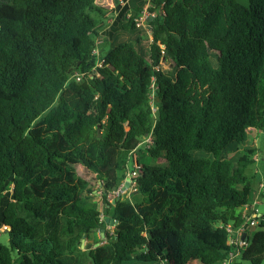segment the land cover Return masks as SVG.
Masks as SVG:
<instances>
[{
	"label": "trees",
	"instance_id": "trees-1",
	"mask_svg": "<svg viewBox=\"0 0 264 264\" xmlns=\"http://www.w3.org/2000/svg\"><path fill=\"white\" fill-rule=\"evenodd\" d=\"M147 8L149 31L135 6L121 27L137 34L98 48V0H0V264H224L228 226L247 229L264 0ZM73 163L94 172L105 213L80 202L93 184ZM133 170L140 197L112 202ZM253 218L234 264H264Z\"/></svg>",
	"mask_w": 264,
	"mask_h": 264
},
{
	"label": "rangeland",
	"instance_id": "rangeland-1",
	"mask_svg": "<svg viewBox=\"0 0 264 264\" xmlns=\"http://www.w3.org/2000/svg\"><path fill=\"white\" fill-rule=\"evenodd\" d=\"M108 2H110V8L112 6V4H114L113 0H107ZM118 1V0H117ZM125 7L123 6L122 8L117 9V13L114 16V13H112V11L114 10L113 8H111V15L113 20L111 23V26L113 27V30L118 31L117 33V38H133L137 33L133 32L130 29H125V28H120L119 29V16L126 11V9L130 10L131 12L134 11L133 7L135 6H142V8L146 5V3L148 2V0H125ZM239 2H241L242 4H248V0H238ZM127 5V6H126ZM109 6V5H108ZM113 7V6H112ZM110 31H101L100 32V37L104 38V37H108V35L110 34ZM106 34V35H105ZM145 39H143L142 44L147 47V42L144 41ZM101 41H98V43H100ZM103 42V41H102ZM105 42V41H104ZM107 43H105V45L103 47H107ZM100 45H98L99 48ZM160 66L164 69V70H168L170 69V63L167 60H163L160 62ZM257 132V133H256ZM256 134V136L254 135ZM250 137H254L253 138V145L256 147L257 152L254 156L255 161L253 163H251L250 165H248V167L246 168V172L249 175H253V183L256 186L257 191L255 192V195L252 196V205L249 206L248 210H246L245 212H249L248 215L246 216V221L248 222V226L247 229L245 228V224L246 223H241L238 227L236 228H231L233 235L236 239V242L233 243V248H232V252L230 253L231 259H230V264H234L237 261H240L239 256H240V251L242 249L243 246H245L246 244V233H254L257 229L256 226V221L254 223H251L252 220H256L254 219L252 216V214L255 212V210L257 211L256 214H261L264 213V199H262V197L259 195L258 189L259 187L262 186V182L264 180V130L261 129H253L252 132H250ZM73 168L77 171V173L79 175H81L82 177L86 178V179H90L92 180V184H93V192L91 193H85L82 195L80 202L84 205H91V204H96L97 207L103 212L105 213L106 208H105V203L103 202V200L100 197V188H99V184L97 183V178L95 177V174L93 171H91L90 169L86 168L84 165L80 164V163H73L72 164ZM126 176L130 177V180L128 181V185H126L124 188H122L125 178ZM126 176L124 177V179L120 180L118 183V188L116 190H114V192L109 193L108 194V198L112 199L114 197V195L119 196L121 199L124 200H134L135 197L139 198L140 197V193L137 190L136 185L134 184V182L132 181V178L129 174H126ZM95 180V181H93ZM108 227V226H107ZM231 227V226H230ZM5 226L1 225L0 226V240L1 241H5L7 239V234L4 231ZM110 230L113 229V225H111V227H109ZM105 236V235H104ZM103 236V237H104ZM228 240V238H227ZM225 241L227 244L230 243V240ZM240 240H243L245 243L242 246H239L237 242H239ZM84 243H86V239L84 238ZM189 264H194L192 262H190Z\"/></svg>",
	"mask_w": 264,
	"mask_h": 264
},
{
	"label": "crops",
	"instance_id": "crops-1",
	"mask_svg": "<svg viewBox=\"0 0 264 264\" xmlns=\"http://www.w3.org/2000/svg\"><path fill=\"white\" fill-rule=\"evenodd\" d=\"M98 2L99 3H101L102 5H104L106 8H107V13H106V19H105V24H104V26H103V28H101V30H100V32L101 31H110L111 33L108 35V37L106 38V37H104V38H102V37H100V34H99V37H98V39H97V43H98V41H101L100 43H98L97 44V46L98 45H100L99 46V48L101 47V46H103V45H105V43H109V42H111L112 40H114L115 38H117L116 36H117V33H118V31H116V30H113L112 28V26H111V23H112V20H113V18H112V16H110L111 15V8H113L114 10L112 11V13H114V16L116 15V13H117V9H119V8H122L124 5H125V3H126V1L125 0H118V1H115V0H113V2H114V4H112V6H111V8H110V2H108L107 0H98ZM109 5V6H108ZM127 6V5H126ZM125 7V6H124ZM128 11H131V9L129 10H127L126 9V11L125 12H128ZM125 12H123L120 16H119V29L120 28H122L121 27V24H122V21H121V19H122V15L125 13ZM127 14H129V13H127ZM106 35V34H105ZM103 41V42H102ZM105 41V42H104Z\"/></svg>",
	"mask_w": 264,
	"mask_h": 264
},
{
	"label": "built area",
	"instance_id": "built-area-1",
	"mask_svg": "<svg viewBox=\"0 0 264 264\" xmlns=\"http://www.w3.org/2000/svg\"><path fill=\"white\" fill-rule=\"evenodd\" d=\"M149 4H150V0H148V2L146 3V5L142 8V10H141V12L139 13V15H137L136 17H135V23H136V25L137 26H139V27H142V28H144V29H146L147 31H149V26L147 25V18H148V16L150 15V14H152V13H150L149 11H148V6H149ZM148 139V138H147ZM127 174H129L130 176H131V178H132V176L135 174V171L133 170V171H130V172H127ZM132 181H133V179H132ZM134 182V181H133ZM263 184V183H262ZM248 208H249V206H245V208H244V211H246V210H248ZM255 215H257L255 212L252 214V216H255ZM256 220H252L251 221V223H254ZM227 230L228 231H230V235L228 236V240H230V243L229 244H233V243H235L236 242V239H235V237H234V235H233V232H232V229H231V227L230 226H228V228H227ZM227 240V241H228ZM238 243V245L239 246H243L244 245V241L243 240H240L239 242H237ZM231 254L229 255V258L228 259H226V260H224L223 261V263L224 264H230V259H231Z\"/></svg>",
	"mask_w": 264,
	"mask_h": 264
},
{
	"label": "water",
	"instance_id": "water-1",
	"mask_svg": "<svg viewBox=\"0 0 264 264\" xmlns=\"http://www.w3.org/2000/svg\"><path fill=\"white\" fill-rule=\"evenodd\" d=\"M117 1V0H115ZM99 131V130H98ZM100 134V132H99ZM130 180V177L129 176H126L125 178V181H124V184L122 186V188H124L126 185H128V181ZM112 202L115 201V198H112L111 199ZM106 220H108L110 223H113L114 222V218H109L108 216H106ZM9 228V227H8ZM101 236H104V232L102 231L101 232ZM98 244V243H97ZM81 246H86V247H90L91 246V243L88 242V243H84V239L81 240Z\"/></svg>",
	"mask_w": 264,
	"mask_h": 264
}]
</instances>
